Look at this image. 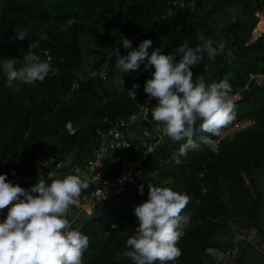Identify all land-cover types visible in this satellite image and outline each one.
Masks as SVG:
<instances>
[{
    "label": "trees",
    "instance_id": "obj_1",
    "mask_svg": "<svg viewBox=\"0 0 264 264\" xmlns=\"http://www.w3.org/2000/svg\"><path fill=\"white\" fill-rule=\"evenodd\" d=\"M167 4L168 0H0V174L6 173L9 181L26 189L41 179L51 183L52 179L64 177L52 175L50 178L38 158L56 154L57 160H63L61 154L74 151L77 161H82L75 164L86 165L94 158L99 145L98 129L107 126L104 120L127 117L148 96L144 85L154 67L145 70L142 64L139 76L125 88L114 91L104 87L101 79L77 76L75 70L85 54L78 36L81 20H92L98 10H103L111 20L118 19L120 40L132 39L136 47L143 40L151 39V51L159 45V29H166L161 51L170 54L185 41L191 47L202 43L200 36L220 43L209 20L221 10L238 9L244 15V19L238 18L231 24L234 39L230 48L219 52L214 61L204 53L203 60L192 71L194 79L202 74L206 84L224 78L230 83L236 82L232 93L241 91L242 96L234 101L236 118L231 124L245 119H253L255 123L233 138L221 140L217 153L202 146V150L180 157L179 162L173 153L183 141L169 139L119 195L75 225L74 229L87 235L90 241L83 264H133L123 253L128 250V237L135 234L139 224L134 207L148 198V184H161L190 197L182 213L189 217V222L178 242L182 249L178 264H219L207 249L233 247L231 242H220L217 237L235 224L259 229L262 242L264 239L261 229L264 222V81L252 80L243 89L252 75L264 74V32L255 40L250 37L259 22L257 13L264 11V6L261 0H195L192 6L186 4L184 9L169 16ZM32 21L49 28L39 46L28 52L42 60L50 57L58 75L49 73L42 82L15 90L8 84L3 65L17 55L21 45L28 46L35 40L27 34L23 39H13ZM118 49L121 55L129 51L114 47L115 51ZM227 50L233 52L234 60ZM104 55L111 57L113 68L116 52ZM76 80L79 87L73 89ZM135 84L140 85L139 95L132 98L129 92ZM152 103L155 107L158 101L153 99ZM141 150L133 145L123 154L131 159ZM154 155L157 156L153 158ZM119 167L120 163L108 160L104 174L112 175ZM68 168L67 164L65 169ZM258 170L263 172L262 182L256 176ZM92 190L93 186L89 185L81 195H89ZM6 216L7 209L0 211V220ZM112 224L117 228L113 229Z\"/></svg>",
    "mask_w": 264,
    "mask_h": 264
},
{
    "label": "clouds",
    "instance_id": "obj_2",
    "mask_svg": "<svg viewBox=\"0 0 264 264\" xmlns=\"http://www.w3.org/2000/svg\"><path fill=\"white\" fill-rule=\"evenodd\" d=\"M111 35H117L116 29ZM25 36L20 31L13 39ZM199 39L202 43L195 47L185 41L176 52L164 54L160 47L149 52L151 39L133 48L132 41L123 37L122 46L129 51L127 55L116 51L115 67L123 74L139 70L142 64L145 70L154 67L144 91L149 103L158 101L151 109L152 119L164 125L163 131L172 141H183L173 153L177 162L190 151L202 150V146L211 148L212 137H220L236 118L232 86L227 78L211 84H206L202 74L194 79L192 68L201 63L204 53L214 61L224 48L212 38ZM23 61L19 69L13 59L4 63L9 86L16 80L33 84L42 82L49 73L58 75L50 57L42 60L28 52ZM88 188V178L79 174L52 179L51 183L41 179L27 189L9 181L6 173L0 174V211L7 209L6 218L0 220V264H83L89 237L72 228L68 213L72 207H80L82 191ZM148 189V198L134 207L139 224L135 234L128 237V250L123 255L133 264H169L182 255L178 242L189 222L182 213L190 197L170 187L148 184ZM140 191L143 194V185ZM112 228L117 225L112 224Z\"/></svg>",
    "mask_w": 264,
    "mask_h": 264
},
{
    "label": "built area",
    "instance_id": "obj_3",
    "mask_svg": "<svg viewBox=\"0 0 264 264\" xmlns=\"http://www.w3.org/2000/svg\"><path fill=\"white\" fill-rule=\"evenodd\" d=\"M176 2H179L182 6H185L186 4L192 6L195 0H176ZM261 2L264 6V0H261ZM257 16L261 17L262 21L264 18V11L258 12ZM262 28L261 31L263 33L264 26H262ZM227 52L230 59L234 60L235 57L233 52L231 50H227ZM106 75V69L103 68L101 71H93L90 74V77L104 78ZM252 80L261 83L264 81V75H252L250 81L243 89L248 88V85ZM78 87L79 81L76 80L73 83V89H78ZM129 94L132 98L138 97L139 88L131 89ZM231 96L233 101H238L241 99L242 94L241 91H238L236 93H231ZM152 101L153 100L149 103V97L147 96L141 103H139L138 109L127 117L119 118L114 121L105 119L104 122L107 125L106 128L98 129L100 141L95 151L94 158L86 165H76L65 169V166L67 165L65 161L57 160V158L52 155H44L41 158H38L37 161L41 163L49 173H51L50 168H53L56 171L65 170L67 174H79L82 177H87L89 185L93 186V190L89 195H81L80 207H72L71 211L68 213V219L72 223V228L75 227L79 219L86 215L87 212L97 211L103 208L111 199L119 195L128 183H131L136 179V176L141 172L150 157L166 145L167 141L170 139L163 131L164 125L152 119ZM254 123L255 121L253 119L234 122L223 130V134L220 137L213 140L214 144L211 148L217 153L219 151L221 140L233 138L237 133L252 126ZM67 127L73 132L71 123H68ZM134 131H136V134ZM131 135L136 136L134 141L132 140ZM139 141L141 143H139ZM133 145H135L136 149L142 148V150L135 157L128 159L124 156L123 151ZM108 160L120 163L119 169L112 175L104 174V168ZM183 234L184 231L182 236ZM237 235L238 239L244 240L253 247H259L262 244V234L257 228L253 227L246 230H240ZM207 252L219 264H233L240 256L239 248L236 245L228 249L209 247ZM156 264H159V262L157 261ZM169 264H178V261L169 262Z\"/></svg>",
    "mask_w": 264,
    "mask_h": 264
},
{
    "label": "rangeland",
    "instance_id": "obj_4",
    "mask_svg": "<svg viewBox=\"0 0 264 264\" xmlns=\"http://www.w3.org/2000/svg\"><path fill=\"white\" fill-rule=\"evenodd\" d=\"M154 1L159 2L160 0H154ZM167 5H168V15L169 16L175 14L177 11L181 9H184V7L181 4H179V2H176V0H168ZM192 9L193 8H191V10ZM123 16L124 15L121 14V18ZM238 18L244 19V15L241 14L238 9L225 8L224 10H221L209 20V26L218 34L220 43L224 45L223 50L228 49V47L230 48L233 42L234 35L231 32L230 28H231L232 22ZM263 20L264 18L261 21V17H259V22L257 26L251 32V36H250L251 40L257 39L262 34L261 29H263L262 26H264ZM123 21L124 20H122V22ZM48 28L49 27L47 25L38 24L37 22H34V21L30 22L27 26L23 28V32L29 35V37L35 38L36 41L32 40L31 44H29L28 46L21 45L18 48L17 55H14L11 58L15 61V67L17 69H19L20 67L24 65L23 59H24V56L28 53V51L35 49L39 46L40 41L45 38ZM114 29H116V32H117V35L115 37L111 35ZM165 34H166V29H164L163 31L159 29L157 40L159 44L158 47H160L161 49H163L165 46V41H164L166 40ZM78 36L81 41L83 51L85 52L80 65L75 70V73L80 78L82 79L90 78V74L93 71H96V70L101 71L103 68H105L107 75L104 78L98 77L97 79L98 80L101 79L103 81L102 84L104 87H109L111 91H114L117 88H121V89L125 88L126 85L130 83L135 76H139L138 75L139 70L123 74V72H121L119 69H116L115 66L111 68V57L107 58V56L104 55L106 53L111 54L113 52H116L114 50L115 46L120 47L121 50L125 49L122 46V43L120 40L121 34L119 33L118 19L111 20L110 15L108 13H105L103 10H98L94 19L80 21V25L78 27ZM130 40L132 41L133 48H137L139 46L138 45L135 47L133 45V40L132 39ZM150 51H151V48L149 49V52ZM261 75H264V74H261ZM230 84L232 87L237 86L236 82L235 83L232 82ZM11 85L14 87L15 90H19L23 86L30 85V84H26L22 81L16 80V81H13ZM131 138L134 141L136 139V136L131 135ZM48 148L50 147H47V149ZM50 155L57 158L56 154H50ZM61 155L64 157L63 160L66 162V164L69 165V167L73 165L75 166L79 165L75 163L82 162V161H77V158H75L74 156V151L68 154L64 153ZM156 156L157 155H154L153 158ZM50 171L52 174H55V175H61V176L68 175L65 172V170L56 171L55 169L50 168ZM262 175H263V172L261 170H258L256 172V176L258 177L260 182H262ZM154 186H162V185L154 184ZM96 212L97 211L87 212L86 215H84L82 218L79 219L77 224L82 223L89 216H91L92 214H95ZM246 229L247 228L239 227L237 224H235L233 225L232 229L230 228L226 231H222L218 235L217 240L223 243L226 241H229L232 243V246H235V245L238 246L240 257H238V259L233 264H264V239H263L262 244L259 247H253L250 244L246 243L244 240L238 239L237 233L240 230H246ZM261 229H262V232H264V222H263ZM263 236H264V233H263ZM207 264L209 263L207 262Z\"/></svg>",
    "mask_w": 264,
    "mask_h": 264
},
{
    "label": "crops",
    "instance_id": "obj_5",
    "mask_svg": "<svg viewBox=\"0 0 264 264\" xmlns=\"http://www.w3.org/2000/svg\"><path fill=\"white\" fill-rule=\"evenodd\" d=\"M263 23H264V20H263ZM134 133L136 134V131H134Z\"/></svg>",
    "mask_w": 264,
    "mask_h": 264
},
{
    "label": "water",
    "instance_id": "obj_6",
    "mask_svg": "<svg viewBox=\"0 0 264 264\" xmlns=\"http://www.w3.org/2000/svg\"><path fill=\"white\" fill-rule=\"evenodd\" d=\"M143 140V139H142Z\"/></svg>",
    "mask_w": 264,
    "mask_h": 264
}]
</instances>
